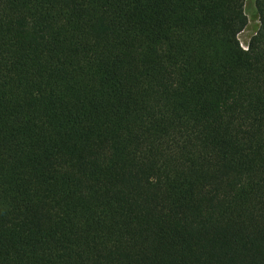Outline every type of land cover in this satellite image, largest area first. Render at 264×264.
Returning <instances> with one entry per match:
<instances>
[{
	"label": "trees",
	"instance_id": "trees-1",
	"mask_svg": "<svg viewBox=\"0 0 264 264\" xmlns=\"http://www.w3.org/2000/svg\"><path fill=\"white\" fill-rule=\"evenodd\" d=\"M0 0V264H264V0Z\"/></svg>",
	"mask_w": 264,
	"mask_h": 264
},
{
	"label": "rangeland",
	"instance_id": "rangeland-1",
	"mask_svg": "<svg viewBox=\"0 0 264 264\" xmlns=\"http://www.w3.org/2000/svg\"><path fill=\"white\" fill-rule=\"evenodd\" d=\"M245 11L248 18V24L239 34V41L243 48H248L252 38L260 29V17L256 10V0H245Z\"/></svg>",
	"mask_w": 264,
	"mask_h": 264
},
{
	"label": "built area",
	"instance_id": "built-area-1",
	"mask_svg": "<svg viewBox=\"0 0 264 264\" xmlns=\"http://www.w3.org/2000/svg\"><path fill=\"white\" fill-rule=\"evenodd\" d=\"M248 48H249V47H248ZM248 48H243V49L248 50Z\"/></svg>",
	"mask_w": 264,
	"mask_h": 264
}]
</instances>
